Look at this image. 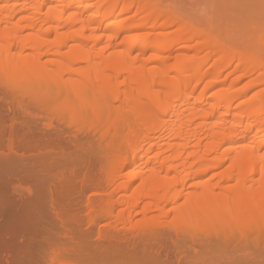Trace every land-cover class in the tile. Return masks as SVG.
Instances as JSON below:
<instances>
[{"label": "bare ground", "instance_id": "bare-ground-1", "mask_svg": "<svg viewBox=\"0 0 264 264\" xmlns=\"http://www.w3.org/2000/svg\"><path fill=\"white\" fill-rule=\"evenodd\" d=\"M156 2L4 0L0 77L4 83L20 81L19 86H28L35 98L46 94L52 100L56 94L53 101L64 103L55 101L61 105L57 114L66 112L59 115L62 123L67 113L70 122L80 126L83 122L76 131L113 126L107 187L114 190L101 211H119L116 219L123 222L132 220V211L159 215L174 211L176 225L221 224L215 231L234 233V243L250 237L260 245L264 242V57L230 46L214 31L198 29ZM80 39L93 45L106 43L116 51L122 43L127 49L105 57L74 48L65 59L44 60V54ZM77 62L86 64L75 68ZM90 122L94 129L88 128ZM13 157L19 163L24 156ZM7 158L0 156L1 161ZM211 172L214 178H207ZM1 217L5 221L0 222V264H114L111 259L74 258L56 246L49 257L47 248L52 245L21 243L16 211L0 212Z\"/></svg>", "mask_w": 264, "mask_h": 264}, {"label": "rangeland", "instance_id": "rangeland-1", "mask_svg": "<svg viewBox=\"0 0 264 264\" xmlns=\"http://www.w3.org/2000/svg\"><path fill=\"white\" fill-rule=\"evenodd\" d=\"M155 1L158 7L168 9L165 11L186 17L196 28L214 31L216 36L220 35L219 38L230 46L264 57V52L260 53L264 51V0ZM130 14L133 13L126 15ZM125 16L121 18H127ZM75 42L79 45H73ZM75 42L65 44L58 52L44 54V60L65 59L74 48L92 50L94 55L103 54L105 57L116 52L120 54L127 49L123 47L125 44L121 46L122 43L118 46L120 50L116 51V48L109 47L106 43L93 45V41L90 40L89 43L86 39ZM255 50L260 51L256 53ZM82 64L86 63L77 62L74 66L78 68ZM2 79L0 77V81ZM3 83L0 82V156L9 158L0 160V212L16 211L19 218L17 224H21V243L40 242L41 246L52 245L47 248L49 257L53 255V246H56L69 251L74 258H84L87 261L111 259L114 264L124 263V260L128 264H264V242L255 245L250 237H246L240 243H234V233H220L222 230L219 229L215 231L223 226L221 224L189 221L176 225L174 211L173 214L166 211L163 215H159L158 211H132V220L123 222L118 221V217L116 219L119 211H113L112 214L101 211L114 190L112 186L107 187L111 174L109 155L112 154L109 152L114 141L113 126L100 127L98 124L99 127L94 132L88 129H84V132L76 131L77 125L82 127L83 122L81 126L79 122H70L67 113L64 114L67 116L65 119L73 129L67 126L66 120L62 123L59 115L66 112L62 113L60 110L61 113L57 114L56 109H61L60 106L64 103L61 99H56L61 105L60 102L59 107L55 105L53 97L56 94H50L53 95L52 100L49 95L44 97V94L42 97L40 94L41 97L37 95L41 98L38 100L28 86H21V91L20 81H6V86ZM258 89L260 88L252 90L249 96ZM27 92L34 97H30ZM106 114L108 117L109 113ZM56 117V121L61 120L60 124L55 123ZM91 122L97 125L93 119ZM91 125L87 127L90 128ZM20 141L22 142L19 144ZM24 143L27 147H23ZM37 146L40 147L37 149ZM29 148L34 150L30 151ZM35 151L42 157L39 158ZM13 155L19 156L18 159L23 157L21 162L16 163ZM12 161L15 162L13 165ZM211 175L214 172L207 175V178H214ZM126 177L129 176H125V180ZM190 189L191 186L188 191ZM121 192L115 193L113 198L117 199ZM184 200L183 197L179 204ZM1 218L0 222L3 223L5 218ZM139 223L144 226L146 224V228L141 225L143 229L139 225L137 227ZM177 240L182 242V247L177 244Z\"/></svg>", "mask_w": 264, "mask_h": 264}]
</instances>
